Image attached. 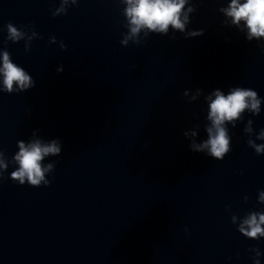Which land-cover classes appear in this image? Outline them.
<instances>
[{"label": "clouds", "instance_id": "obj_1", "mask_svg": "<svg viewBox=\"0 0 264 264\" xmlns=\"http://www.w3.org/2000/svg\"><path fill=\"white\" fill-rule=\"evenodd\" d=\"M125 5L123 15L126 23L124 27L127 32L123 34L120 43L122 46H128L129 43L139 45L141 33L147 38L150 34L166 36L169 32L183 33L185 38L201 36L203 29L189 30L190 14L196 11L192 0H120ZM78 0H60V6L52 11L53 17L66 15L69 5H77ZM219 12L223 14L226 26H235L245 32L246 39L264 40V0H229L226 7H221ZM242 26V27H241ZM25 28H32L31 25H25L18 28L12 22L6 25L7 40L19 42L27 36L28 41L38 38V33L32 30L31 36L24 31ZM175 40L176 36L169 37ZM50 43H56V38H50ZM61 49H66L63 41L60 42ZM31 44L25 43V51L30 50ZM58 72L63 71V66L57 68ZM0 92L21 93L35 87V80L22 67L15 64L7 50L0 52ZM203 95L202 90L195 92L185 90L183 96L189 97V102H194ZM207 101V121L205 125L207 139L197 143L191 140L189 147L194 152H206V154L217 160H223L225 155L231 151V136L229 135L227 124L231 123L233 127L236 122L243 120L245 111L258 115L261 111V98L257 91L245 87H232L225 94L220 89H215L211 94L204 97ZM195 116V114H194ZM253 121L249 119L245 125V133H251ZM35 135V132L33 133ZM196 131H185L186 138L195 137ZM258 140H264V129H261L256 136ZM247 144L253 148L257 154H264V144H256L254 140L248 139ZM19 151L13 156V162L17 167L10 173V178L24 185L25 183L33 187L41 185L48 186L51 182L46 178V173L53 172L54 162L43 165L45 157L59 156L61 153V144L59 140H52L48 143L40 139H33L29 143L23 140L17 141ZM8 168L4 159V152L0 150V181L4 179L3 173ZM248 198L245 197V200ZM259 202L264 204V191L259 192ZM236 216H232V222L235 223ZM264 211L249 212L242 220L238 231L249 239H260L264 237ZM255 253L254 264H260L261 255L258 248H251Z\"/></svg>", "mask_w": 264, "mask_h": 264}]
</instances>
